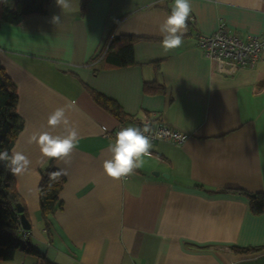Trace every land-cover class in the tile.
Listing matches in <instances>:
<instances>
[{"label": "crops", "instance_id": "crops-1", "mask_svg": "<svg viewBox=\"0 0 264 264\" xmlns=\"http://www.w3.org/2000/svg\"><path fill=\"white\" fill-rule=\"evenodd\" d=\"M82 1L61 8L52 0L47 14L0 21V62L18 86L25 122L13 150L32 161L16 175L27 238L45 251L18 250L0 264H264V211L254 213L246 195L230 191L264 193V52L254 67L225 72L197 41L221 21L244 36L263 32L264 0H191L194 20L182 46L169 51L159 25L173 0H89L83 10ZM114 35L140 37L133 64L106 60ZM147 84L163 88L150 92ZM87 86L116 100L127 118L104 109ZM61 107L81 139L67 163L54 162L66 182L49 235L39 186L50 160L29 140L67 134L48 125ZM145 113L187 132L186 143L154 141L141 168L109 178L103 162L115 138L103 126H131Z\"/></svg>", "mask_w": 264, "mask_h": 264}, {"label": "trees", "instance_id": "trees-1", "mask_svg": "<svg viewBox=\"0 0 264 264\" xmlns=\"http://www.w3.org/2000/svg\"><path fill=\"white\" fill-rule=\"evenodd\" d=\"M52 0H0V21L4 20L12 24H19L25 18L33 14H47ZM89 0H83L81 9L86 7ZM140 37L132 35L113 36L106 51V60L112 65L127 66L134 63V43ZM163 87L152 88L147 84L146 90L155 92ZM93 99L104 109L121 120L127 118L122 106L114 99L106 96L98 90L87 86ZM18 86L0 62V151H13L18 137L24 129V119L18 111ZM55 160L40 168L41 182L39 186V198L41 215L49 235L54 229V215L62 208L63 201L60 192L66 182L64 175L55 181L50 180V174L59 172L54 165ZM51 185V187H49ZM228 190V189H227ZM235 193L246 195L250 200L251 210L260 214L264 211V193H248L243 189H230ZM21 203L24 213L28 212L22 196L18 191L16 175L0 161V261H8L15 258L18 250L28 254L42 256L41 252L27 243L24 232L21 233L20 213L17 204ZM257 248L239 249L238 251H251Z\"/></svg>", "mask_w": 264, "mask_h": 264}, {"label": "clouds", "instance_id": "clouds-1", "mask_svg": "<svg viewBox=\"0 0 264 264\" xmlns=\"http://www.w3.org/2000/svg\"><path fill=\"white\" fill-rule=\"evenodd\" d=\"M61 8L70 7L69 0H56ZM193 11L191 0H173L170 14L159 25V35L162 37V47L165 51L178 49L183 44V37L187 32V21ZM59 17H53V22H58ZM69 119L63 107L55 109L48 117L51 128L65 126L66 135H53L50 132H41L33 135L29 142L36 143L42 157L49 160H60L65 163L73 151L78 147L81 139L75 128H69ZM151 128L145 124L143 128L129 126L121 128L115 136V142L109 146L110 158L103 162L104 173L113 180H121L134 173L143 166V157L151 155L152 136ZM0 161L13 175H21L30 170L32 161L22 152L8 150L0 151ZM60 172L50 174V180L55 181ZM51 187V185H49Z\"/></svg>", "mask_w": 264, "mask_h": 264}, {"label": "built area", "instance_id": "built-area-1", "mask_svg": "<svg viewBox=\"0 0 264 264\" xmlns=\"http://www.w3.org/2000/svg\"><path fill=\"white\" fill-rule=\"evenodd\" d=\"M190 18L194 20L193 16ZM197 41L206 57L214 61L219 70L225 72L254 67L264 52V31L259 34L244 36L231 30L224 21L220 22L216 31L210 34H198ZM134 120L135 122L131 126L141 129L145 124L150 126L149 135L152 136V142L165 140L181 146L186 143L189 137L187 132L174 128L159 117L149 113L137 116ZM123 127L129 126L121 125L115 129H108L103 126V132L106 136L115 138L116 133ZM23 237L27 238V235L24 233Z\"/></svg>", "mask_w": 264, "mask_h": 264}, {"label": "water", "instance_id": "water-1", "mask_svg": "<svg viewBox=\"0 0 264 264\" xmlns=\"http://www.w3.org/2000/svg\"><path fill=\"white\" fill-rule=\"evenodd\" d=\"M17 211L20 213V219H21V227L22 229L25 230H30L31 229V223L28 220L27 216L24 213V207L21 203H18L17 205ZM27 243L31 244L30 238L27 239ZM40 252H45L44 249H39Z\"/></svg>", "mask_w": 264, "mask_h": 264}, {"label": "rangeland", "instance_id": "rangeland-1", "mask_svg": "<svg viewBox=\"0 0 264 264\" xmlns=\"http://www.w3.org/2000/svg\"><path fill=\"white\" fill-rule=\"evenodd\" d=\"M24 233L28 236V230H25V229H24ZM39 249H41V248H39ZM39 249H38V250H39ZM39 251H40V250H39Z\"/></svg>", "mask_w": 264, "mask_h": 264}]
</instances>
